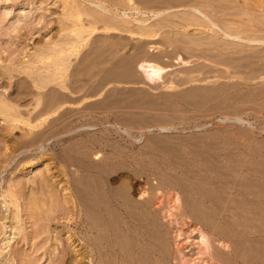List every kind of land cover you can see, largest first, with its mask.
Instances as JSON below:
<instances>
[{
  "label": "rangeland",
  "instance_id": "374dc122",
  "mask_svg": "<svg viewBox=\"0 0 264 264\" xmlns=\"http://www.w3.org/2000/svg\"><path fill=\"white\" fill-rule=\"evenodd\" d=\"M91 1L0 0V103L6 102L12 105L17 111L16 113H19L20 117L25 120L33 119L45 104L43 103L44 94L54 90L52 94L65 104L58 113L48 119L44 126L36 129V132H43L62 122L67 124L70 122L69 125L73 132L71 139L63 143L55 140L56 144L52 139V141H48L49 144L47 143L50 149L55 151L54 153L60 158L68 153L78 157L79 154H76L77 148H75L78 147L82 149L81 152L88 155L87 158H93L94 162L102 161L104 164H110L108 172L100 176L102 179L94 172L92 174L89 172L82 175L85 178L83 177L81 181L86 179L87 181H85L89 184L85 182L84 185L91 186L93 184L95 186L97 183L102 186V182H104L106 191L119 195L124 193L123 195H126L131 203L134 200H139L141 191L147 190L149 194L152 193V186L162 185V189L165 192L171 191L170 193L179 191V187L173 180L163 176L164 170L172 172L173 175H189L192 174L188 169L190 167L187 166L189 163L205 165L203 167L208 169V174L213 173L212 175L218 176L223 181L234 182L236 177L233 175L237 176L238 174L228 168V164L237 165L236 161L240 157H244L241 159L245 163L244 192L246 191L245 186H252V184H259L264 189V178L260 173V171L264 173V161H262L264 160L262 157L264 156V78H259L256 81L248 80L245 79L244 72L250 71L251 68H242L239 70L240 72H237L233 68L227 70L223 66L216 67L208 61L206 63L204 59H197L193 56L195 55L194 51L190 53L188 49H185L184 43L181 44L183 41L178 40L179 37L181 39V35L183 38L185 33L186 35L189 32L192 34L197 29L184 32L182 28L178 30L162 28L161 32L164 30L166 32L169 29L167 34L170 32L169 37L171 36L170 39L173 38L174 42L171 46L168 42L170 39L165 40L166 36L163 35L164 40L160 36L161 40H158L160 38L147 40L145 38L144 41V38L124 31L106 32L103 30L104 23L95 19H101L106 15L109 16L106 17L107 19L111 17L113 19L114 14L101 11V3L107 7L115 2L118 3V1H122L124 4L126 0ZM137 1V5H140V1ZM255 1H253V7L256 8V12L261 14L262 11L259 8L261 5L264 6V0ZM121 6L127 8L125 4ZM121 6L119 10L121 15L124 12L134 13L126 11ZM77 7L82 10L94 11L93 15L96 13L95 19L93 16L83 15L81 23L89 28L93 26L91 22H100L97 24L99 30L88 38V42L81 49L79 55L65 56L68 63L66 61L62 67L63 70H59L55 65L57 62L53 63V61L55 58L58 61L57 57L60 56L61 60L65 58L64 55L58 54V50L69 49L66 45L77 40V37L70 33V30L75 27V20L71 18V15L75 9L79 10ZM205 11L209 12V9L208 11L205 9ZM102 20L104 19L102 18ZM170 30L176 33L179 31L180 36H174ZM210 33H205L208 36L201 33L196 34L204 35L207 40L212 36ZM224 39L227 38L224 37ZM202 41L204 42V40ZM229 41L240 44L233 38H228L227 42L229 43ZM162 43L164 50L163 48L161 50L165 53L160 50L162 52L160 56L163 53L165 56H162L161 64L168 67V71L162 81L152 83L146 79L143 72L137 71L135 60L138 53L136 51L142 48L148 52H145L146 54L151 57L155 55L154 57L157 58L158 53L156 52L159 49H148L151 45L159 47ZM258 46L256 51H251L255 56L264 55V45ZM259 49L260 51L263 49L261 52L259 51L261 54L257 52ZM143 50L142 52H144ZM54 53L57 57L53 55ZM249 53L246 52V54ZM40 55L42 58L45 55L47 57L43 61L42 58H39ZM179 55L189 63L187 65L179 64L177 59L180 57ZM53 56L55 57L53 58ZM242 56L244 55L242 54L240 57ZM66 66L69 67L66 68ZM255 66L260 68V65L256 64L252 69ZM63 71L67 74V81L65 80L64 84L63 81L57 79L46 90H38L34 85L37 82L45 81L50 76L59 78ZM64 85L68 87L67 90H62ZM39 93L43 95V100L37 109L36 94ZM48 100L49 97L44 102ZM235 118H238L239 121ZM12 124L15 126L13 130ZM29 130L30 128L23 122H10L0 111V264H59L63 255L61 251L67 246V248H71L70 255L72 256L71 259L69 258L72 263H69L78 264V253L75 249L72 250L74 245L72 240H69V235L79 238L78 228L74 219L69 217L72 211L70 192L63 189L69 185L68 183L73 182V177L62 174L63 168L57 165L58 163L56 164L57 160L53 158L55 157L53 154L39 155V152L34 151L33 148L30 149L31 152L28 151L19 156L12 153V150H15L17 145L26 139ZM79 139L82 140L76 142ZM7 155L16 160L13 159L10 163ZM25 155L28 157L26 158ZM195 155L200 156L196 158ZM212 163L215 165L213 166ZM161 167L167 168L163 170ZM191 167L194 168L193 165ZM249 167L257 170L258 174L253 172L251 174L252 170L248 171ZM258 167L260 168L258 169ZM216 172L219 175H216ZM224 172L234 173L233 177H224L226 175ZM220 173L221 175L224 173L223 176L219 177ZM169 174L171 173L167 175ZM251 179L256 181L252 180L251 182ZM232 184L227 187L225 183V189L214 187L219 191L223 189L221 190L224 191L222 192L223 196L231 199L236 197L238 188ZM7 191L18 194L17 201L14 202L17 205L12 204ZM96 192L97 196L104 195V192ZM184 197L182 196L185 212L189 214L191 208L186 204L187 200ZM249 198V200H244V232L246 231L244 237L250 233L246 227L251 222V225H262L261 217L253 212L257 209L253 210V208L258 206L259 210L264 209V199L259 205L254 201V196H249ZM34 199L45 202L46 208L38 210L33 204ZM228 204L223 216H227L226 218L229 220H235L237 209L234 210V208H237L238 203H230L231 209ZM114 205L126 215L128 222H133L125 207H121L117 201L114 202ZM204 206L202 209L205 210V213L214 214L210 201H205ZM226 211H228L227 214ZM17 214L18 220L15 218ZM189 215L187 217H189L190 223L196 224L197 221H194L193 218L195 216ZM249 216H252L251 221L246 219ZM224 217L221 216L222 220L220 219V221L224 222ZM182 219L181 215H178L180 226L183 223ZM256 220L260 221L256 222ZM164 224L169 240L172 241L176 228L174 225L170 226L168 222ZM189 227L188 225L183 226L184 232H188ZM253 236L255 234H252ZM255 237L260 238L257 235ZM78 243L82 242L77 241L76 245ZM171 251L175 252V249ZM248 264L255 263L248 262Z\"/></svg>",
  "mask_w": 264,
  "mask_h": 264
},
{
  "label": "bare ground",
  "instance_id": "6f19581e",
  "mask_svg": "<svg viewBox=\"0 0 264 264\" xmlns=\"http://www.w3.org/2000/svg\"><path fill=\"white\" fill-rule=\"evenodd\" d=\"M139 1L141 6L139 4H138L139 6L137 5L138 3L137 0L124 1V4L127 8L121 6L124 5L122 1L121 2L118 1V3L115 2V4H110V6L107 7H105L101 3L100 6L101 11L109 14L110 13L114 14L113 19L112 17L110 19H107L106 17H109L107 15L105 17L103 16L102 18L104 20H102V18L95 19L96 13H94L93 15L94 11L91 12V10H88L89 12H91L89 13L87 10L84 9L82 10L77 7V9L79 10L75 9L77 12L75 13L74 10V12L72 13L73 15L70 14L71 18L75 20V27L70 30V33H73L77 37V40L76 41L74 40L75 41L74 43L73 41L70 42L72 44H69L67 42L69 46L66 45V47H69V49L67 50L60 49L58 50L59 51L58 54L64 55V58L65 56L70 57L72 55L75 56L79 55L81 49L88 42V38L99 30L97 24H99L100 22L102 24L104 23L103 30L106 32L115 31V30H119L120 32L124 31L132 35H136V37L139 36L140 38H144V41L145 38L146 40L156 39V38H160L158 40H161V37L164 40L165 36H166L165 40L170 39L171 37V36L169 37V35H171L170 32H168L167 34V31H169V29L166 30V32L164 30L163 31L164 33L161 32L162 31L161 29L162 28L165 29V27L175 28V30L182 28L184 32H189V30L197 29L195 33L192 32L191 34L189 32L187 33V35L185 33V35H183V38L181 35V39L180 37L179 39L175 37L180 42L183 41L181 42V44L183 45L184 43L185 49H188L190 53L194 51L193 54L195 55L193 56L197 57V59H201V60L204 59L205 60L204 62L208 61L210 62V64L212 63V65L214 64L216 67L223 66L227 68V70L233 68L237 72H240L239 70H241L242 68L244 69L251 68L250 71L244 72V77L245 79L248 80L256 81L259 78H264V55L255 56V54L251 51V50L256 51V47H259L258 45H264V6L261 5L259 8L262 11L261 14L256 12V8L254 9L253 7L254 6L253 1L256 2L255 0L253 1L252 0H139ZM100 2H104V1H100ZM125 2H127L128 4ZM120 6L124 7L126 11L129 10L134 13L130 14L128 12L127 13L124 12L123 15H121L119 13V10L121 9ZM205 9H207V11L209 9V12H206ZM173 10H178V11H173ZM86 14L89 15V17L93 16L95 20H98L100 22L98 23L92 20L93 22H95V24L91 22L93 26L86 28L81 23L82 16L83 15L87 16ZM258 14H260L261 17H259L260 15ZM205 30L208 32H204ZM170 31L172 34L174 33L173 34L174 36L179 35L178 34L179 31L177 33L172 32V30ZM199 32L204 35L205 33L211 32L210 34H212V36L207 38L206 40L205 36L208 35L207 34L205 36L198 35L200 34ZM200 36L203 37L200 38ZM186 37L189 39L186 40L185 39ZM224 37H226L227 39L233 38L234 40H237V43L240 44H236L235 42L230 43V41L228 43L227 39H224ZM172 39H170V41ZM202 40H204V42ZM170 41L168 40L169 45L171 46L172 43L174 42L173 40L171 42ZM177 44H179V42H177ZM253 44H257V45L252 46ZM154 46L155 45H153L152 47L151 45V47L148 50L159 49V51L157 50L158 52H156L158 53L156 55L157 58L154 57L155 55L152 57L149 56L148 54H146L148 52H146L142 48L141 49L139 48L140 50L138 49L139 51L138 50L136 51V53H138L136 54L137 55L136 60L133 59L136 61L137 71L143 72L146 79L152 83L162 81L164 79V75L168 71V67H165L164 65L161 64L162 63L161 59H163L162 56L165 53V51H162L161 48H163L164 50L163 47L164 44L162 43L159 47H154ZM142 50L144 52H142ZM160 50L164 52L162 56H160L161 55L160 53H162L160 52ZM259 51L260 49L257 52L260 53L261 51L260 52ZM246 52L249 54H246ZM242 54L244 56L240 57ZM53 55H55V53ZM55 56L57 57V55ZM55 56H53V58ZM190 56L192 55L190 54ZM45 57L47 56L45 55ZM45 57L42 58L41 55L39 56V58H42L43 61L46 59ZM57 58L58 61L55 58V61H53V63L57 62L55 65H57L58 69L61 70L68 59L66 57L65 59L61 60L60 59L61 56ZM177 59L179 64L187 65L189 63V61H185L183 58H181V56ZM256 64H259L260 68L258 67L256 68L255 66L256 69L255 68L252 69V67ZM67 67L69 66H66V68ZM64 72L65 71H63L62 73L60 72L61 75H59L60 76L59 78H54L50 76L51 78L47 77L46 78L47 81L46 80L43 81L44 83L35 82L36 84L34 85L38 88V90H46L48 86L50 84H53V82H56L57 79H59V81L60 80L63 81L64 84L66 83L65 80L67 78V74L66 72L65 73ZM67 89L68 87L66 85L62 87V90H67ZM222 90L225 91V89ZM53 92L54 90H50L49 92L44 94V101L47 100V97H49V100L47 102L43 101V103H45L44 106L41 107V109L37 112V114L34 116L33 119H29V118H27L26 120L23 119L22 117H20L19 113L18 114L16 113L17 111L15 110V108L6 102L0 103V111L2 114L5 115V118L10 122L13 123L23 122L25 123V126H28L30 128L28 132L29 134L27 136L25 135L26 139L22 140V142H20V145L18 144L19 146L16 144L17 148H15L16 147L15 145L14 147L15 150H12V153L14 154L16 153V155L19 156L22 153L25 154V152H28L30 151L31 148H33L34 151L39 152V155L53 154L55 157L53 156L52 157L56 158L57 160L56 161L54 159L56 161V164L58 163L57 165L63 168V171L61 170L62 174H64L67 177L74 178V179L72 178L73 182L68 183L69 185L67 187H63V189L65 191L70 192L69 198L71 199L70 203H72L71 205L72 209L71 208L70 209L72 211L70 210L71 216L69 217H71V219H74L76 226L78 228L79 238H77L78 236L77 237L74 236L78 240L76 238H73L72 235H69L70 236L69 240H72L74 245V248L72 247V250L75 249V251L78 253V258H79L78 264H171L172 262H174V264H244V263L248 264V262L250 263L253 262L255 264H264V209L263 208L262 210L261 209L259 210L258 206H256V208L252 207L253 210L257 209V211H253V212L259 217H261L262 225L261 224L257 226L251 225L252 222L251 223L249 222L250 224L248 226L246 224V226L248 227V228L246 227V230L249 229L248 231L250 233L246 235L247 237H244V234L246 233V231L244 232V223H245L244 200L245 199L249 200L250 199L249 196H254L255 197L254 201L256 203H259L260 205V203L264 199V189L259 184L254 183L255 185H253L251 183L252 186H249L247 185L248 184L247 183L246 184L247 186H245L247 189L245 188L246 191L244 192L245 163L244 160L241 159L244 157H240L241 160L238 158L239 160L236 161L238 162L237 165L228 164V168H231L234 172H236L239 175V176L237 175L238 178L234 173L230 174L229 172H227L229 173L227 174L224 172L226 174L224 177L226 178L233 176L236 177L235 178L236 181L234 182L227 180L223 181L222 179H219L218 176L212 175L213 173L208 174V169L206 167H203L205 165L201 166L199 164L195 165L194 163L190 164L189 162H187L189 163L187 164V166L190 167L188 169L192 173L189 175H185L184 173H183L184 175H177V174L173 175L172 172L165 171L166 170L165 168H167L168 166L165 168L161 167V169L163 170L165 169L164 170L165 174L163 173V176L173 180L175 182V185L179 187V191H175L174 193H170L171 191L165 192L162 189V185L159 184L161 187L160 186L158 187L157 185L158 183L157 184L155 183L157 186L151 185L152 193L149 194L147 190L141 191L139 200H134L131 203V201L128 200L126 195H123L124 193L123 194L121 193L119 195L118 193L115 192L106 191L105 189L106 186H104L105 184L104 182H102V186L99 185L98 183L95 186H93L94 184L91 186V185H84V183L87 181L86 179H84V181H81L82 178L84 177V176L82 177V175L84 173H89V172H91V174L92 172H94L99 178H101L100 176L108 172L107 170L110 169L109 168L110 164L107 163L104 164L102 161H101L102 163L96 161L94 162L93 158L90 157L87 158L88 155L83 151L81 152L80 150L82 149L78 147H75L77 148L76 154H79L78 157H76L77 155L76 156L69 155V153L64 154V152H66L64 151L62 152L64 155L60 158L58 157L57 154L54 153L55 151L53 152L50 149V147L48 146L50 142L48 141L50 140L52 141V139L54 143L55 140H58L57 142L63 143L71 139L72 137L71 133L73 134V132L69 125L70 122L69 124L62 122L61 124L58 125L56 124L52 128L50 129L48 128V130L46 129L43 132L42 131L36 132V129L38 130L42 126H44L47 123L48 119L54 116L56 113H58L65 104L60 100H58L55 97L56 95L52 94ZM36 98H37V104H36V108H37L38 106H41L40 104H41V100H43V95L40 93L36 94ZM226 120H232V119H226ZM236 120L239 121L238 118ZM12 126L11 127L13 130L15 126L13 124ZM34 130L36 133L34 132ZM260 130L262 131V129ZM27 137L30 138L28 139ZM81 140L82 139L76 140V142H80ZM198 156L200 155H195L196 158H198ZM7 157L10 163L13 159L16 160L12 156L10 158V156L7 155ZM27 157L28 156H26V158ZM190 162H194V161H190ZM192 165L194 166V168L191 167ZM259 168L260 167H258V169ZM248 171H251V174L252 172L256 175L258 174L257 170L253 169V167L250 168V170ZM166 172L167 174L168 173L171 174L167 175ZM260 173H261V177L264 178V173H262L261 171ZM217 174L218 173L216 172V175ZM223 174L221 175L220 173L219 177L223 176ZM255 179L254 180L251 179L250 181L251 182L252 180L256 181ZM98 181H100V179ZM82 182L83 185H81ZM57 183L59 184V182ZM86 183L89 184L88 182ZM225 183L227 187L229 186V184L231 185L232 183L235 184V187H238L237 191L234 188L235 191L237 192V195L235 194L236 197L235 196H234L235 198L232 197L234 199L232 198L230 199V197L227 198L223 196L224 193L222 192L224 191L221 190L226 188L224 185ZM214 186L223 189L219 191ZM174 190L175 189L173 188V191ZM96 191H100L102 193L104 192V195L101 196V194H99L100 196H97ZM7 192H8V196L11 197L12 204H14V202L17 201L18 194L15 192L13 193L11 191H7ZM182 196H185L184 198H186L187 200L186 204L191 208V213L189 212L188 213L196 217V218L193 217L194 221H197L196 224L190 223V219L189 217H187L189 214H186L185 212V205ZM116 201L121 207L126 208V211L129 213L128 215L129 218L131 219V221H133L132 223L128 222L126 215L121 211L120 208L114 205V202ZM205 201L211 202V204L213 205L212 207L214 214L208 215L207 213H205V210L202 209L203 207H205L204 206ZM229 202L232 204L233 202L234 204L238 203L237 208H234V210L237 209L235 211L236 213L235 220L234 219L229 220L228 218H226L227 216L225 217L223 216V212H225L224 210L226 209L227 204ZM230 203L228 204L229 207H230ZM33 204L36 206L38 210L46 208V203L40 200L38 201L34 199ZM231 208L232 207H230V209ZM227 212L228 211H226V214ZM178 215L179 216L181 215V217L183 218L182 219L183 223L181 226L178 221ZM221 216L224 217V222L220 221ZM249 217H247L246 219H248V221H251L252 216L250 218ZM15 218L17 220L19 219L18 214L15 215ZM190 218L192 219V217ZM259 221L256 220V222ZM165 222H168L170 226L174 225L176 228V231L174 229L175 232L173 233L174 235L172 241L169 240L167 230L165 229V224H164ZM253 223L255 224V222ZM186 225L190 226L189 227L190 230L188 232H184L183 229V226ZM252 234H255V236L256 235L260 236V238L258 237L256 238L255 236L252 237ZM77 241L79 242L81 241L82 245L80 243L76 245ZM190 247L191 249H189ZM66 248L61 251L63 252L61 253L63 255L61 257V260L59 261V264L72 263L70 261L72 257L70 255L71 248H67V249ZM171 248L175 249V252L171 251L173 250Z\"/></svg>",
  "mask_w": 264,
  "mask_h": 264
}]
</instances>
